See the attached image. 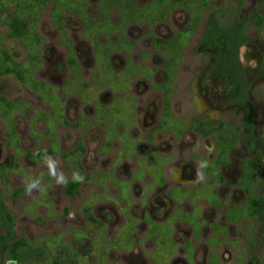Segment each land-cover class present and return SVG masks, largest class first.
I'll return each instance as SVG.
<instances>
[{"label":"rangeland","instance_id":"1","mask_svg":"<svg viewBox=\"0 0 264 264\" xmlns=\"http://www.w3.org/2000/svg\"><path fill=\"white\" fill-rule=\"evenodd\" d=\"M5 1L0 0V3ZM87 1V15L101 20L102 0ZM137 1L147 5L154 0ZM211 4L217 9L228 10L230 7L228 0H211ZM7 5L9 14H12L13 6ZM53 8V4L45 7L38 25L45 43L42 47L43 66L36 77L57 88L56 94L62 97L72 71L67 64L68 55L61 44L60 33L53 25ZM64 13L67 35L81 62L83 77L93 86L99 77L96 73L97 48L94 42L83 36V18L74 11L65 9ZM237 13L235 16L242 19L241 28L232 22L235 16L227 21L211 10L206 11L198 33L192 36L176 69L175 90L170 96L176 116L240 125L243 133L239 145L230 154L227 166L221 169L225 183L215 187L220 201L210 204L203 197L180 205L185 215L198 208L200 219L206 223L200 234L197 237L189 223L178 221L172 236L178 247L172 252L174 245L171 243L161 246L165 254L159 263L150 255L156 251V246L154 239L148 236L150 226L146 215L159 222L166 221L178 207L169 198L168 191L176 187L200 186L205 180L201 157L211 159L215 155V141L203 139L190 128L179 137L171 131L149 133L159 123L164 106L157 86L167 78L166 58L155 47L153 35L165 40L174 38L190 23L189 11L179 8L170 13L168 20L158 21L153 26L137 23L126 29L127 38L135 43L130 57L140 68H145V76L136 75L129 82L128 91L136 97L135 124L128 135L141 139L137 154L131 157L124 154L126 141L123 138H116L111 147L104 150L107 132L102 125L90 129L74 126L81 116L91 119L96 115L94 106L84 104L78 94L69 96L64 103V117L69 126L58 122L60 112L50 118L58 133L61 152L73 151L81 142L86 148L82 161L84 173L92 178L83 183L79 196L66 195V180L73 177L74 166H68L61 154L39 163L26 154L35 155L38 148H50V139L46 135L49 125L41 113L51 115L59 100L52 98L49 102L40 99L37 92L13 74L0 78V94L9 101H21L27 105L13 114L17 134L10 131L9 122L0 117V169L12 162L6 173V182L0 177V236L5 237L0 241V264H13L7 260L8 249L22 237L32 242L48 243H43L41 249H24L21 254L25 264H45L61 255L59 264H100L94 244L99 229L92 225L88 227L87 236H75L88 226V220L82 213L87 203L94 204L92 214L105 222L104 233L110 241H115L126 227L127 208L137 223V231L131 239L137 240L138 244L130 251L111 248L101 264H211L214 256L218 264H264V212L251 218L240 217L237 222L232 221L229 215L230 210L246 203L244 192L239 187L245 160L256 158L260 161V179L264 181V30L256 29L251 22L255 15L264 14V0H245ZM3 19L0 9L3 48L17 62L27 60L28 54L22 42L9 36L10 27ZM112 40L116 41V37ZM107 43V36H103L102 44L106 46ZM127 55L124 50L110 54L115 74L113 79L122 78L120 72L126 67ZM112 85L114 82L109 79L94 91L105 105L115 102ZM120 96H124V91ZM116 128L117 134L125 135L121 120ZM151 136L159 154L169 158L168 163L162 166L165 173L163 185L152 186L154 179L151 173L137 176L141 170L140 161L152 164ZM17 139L21 147L19 156L15 146ZM120 182L128 183L127 190L133 201L127 193H124L126 199L123 197ZM9 189L22 193L15 197ZM256 195L264 196V184L257 187ZM214 225L224 232L216 231ZM58 238L72 245L85 261L74 260L67 248H55L53 240Z\"/></svg>","mask_w":264,"mask_h":264},{"label":"trees","instance_id":"2","mask_svg":"<svg viewBox=\"0 0 264 264\" xmlns=\"http://www.w3.org/2000/svg\"><path fill=\"white\" fill-rule=\"evenodd\" d=\"M228 1L230 7L227 10L213 7L211 0H154L146 6L140 5L136 0H102L100 4L102 11L101 20L90 18L87 15V0H6L4 3H0V9L4 16L3 20L6 21L10 27L9 36L19 39L28 54L27 60L17 62L13 56L3 48V36L0 35V78L13 74L29 89L37 92L40 99L49 102H51L52 98H57L59 100V105L53 107L51 115L41 113V116L44 117L49 125L46 135L50 139V148L48 150L38 148L35 155H32L30 152H26V154L30 156L35 163L42 162L57 154H61L68 166H74L73 177L66 180V195L68 197H76L81 194L83 183L92 178V176H86L84 173L82 161L83 156L86 153V148L81 142L75 150L61 152L57 130L53 128L54 124L49 121L53 115L60 112L58 115L61 119L58 122L63 126L70 125L69 121L64 117V103L69 96L74 94H78L84 104H91L96 109V115L91 119L81 116L80 120L74 124L76 128L90 129L95 125H102L107 132V141L104 145V150L109 149L116 138H123L126 141L124 142V154L127 157L137 154V141L132 140L128 135L129 129L135 124L134 114L136 98L129 94L128 91L130 89L129 82L136 75L145 76V68H140V66L134 63L130 57L135 43L127 38L126 29L132 24L137 23H148L150 26H153L158 21L168 20L170 13L174 10L185 8L190 13V23L186 28L177 32L175 37L170 40H165L153 35L155 47L166 58L165 67L167 71V80L163 84L157 86V89L163 96L164 103L161 122L158 129L162 131H171L179 137L187 126L190 125L191 129L200 134L203 138H214L217 146L216 158L213 162L203 160V167L207 177V182L204 187L198 192L174 189L169 191V194L178 203H182L184 200L198 201L200 198L204 197L207 199L208 203L216 204L218 202V197L213 193V187L215 184H221L224 182L223 176L217 169L227 164L231 151L239 145L241 127H232L225 122L213 124L200 118L192 121L178 118L173 112L170 96L175 90L174 83L177 66L181 63L184 57V51L190 43L192 36L198 33L199 25L205 12L211 10L220 18L231 21L235 14H238L237 10L242 8L245 4V0H236L235 3L232 0ZM7 4L13 6L12 14H9L10 8ZM48 4L54 5L51 12L53 25L60 33L61 44L66 49L68 55L67 64L72 71L70 78L64 86V95L62 97L56 94L57 88L49 86L36 77L37 71L43 66L42 47L45 43L44 37L39 32L38 25L43 16V11ZM65 9L67 11H74L77 15L83 18L85 21L83 36L87 40L94 42L95 47L97 48L96 73L99 74V77L96 78V82L93 86L89 85L88 81L83 77L81 62L73 48L72 42L68 38L65 27ZM115 16H117V18ZM236 21L237 20L234 22ZM251 22L256 29H264V16L262 14L256 15ZM103 36H107L109 40V43H107L106 46L102 44ZM114 36L116 37V41H111V38ZM119 50L126 51L128 57L125 69L120 72L122 78L115 80L113 79L115 74L112 68L110 54ZM99 71H104V73L102 74ZM109 79L114 82L112 88L114 89L116 98L113 104L105 105L102 103L100 97L94 94V91L102 82H107ZM121 91H124L125 95L123 97L120 96ZM49 93L51 94L49 95ZM26 107L27 105L23 102L9 101L5 96L0 94V117L9 122L8 129L13 133L17 134L13 114L16 110L22 111ZM120 120L125 127V135L122 136L117 134L116 130V124L119 123ZM15 142L17 156H19L20 153L18 152H21L19 139ZM153 159L154 163L150 165L144 163V161L139 162L141 171L137 176L142 177L146 172L151 173L154 177L152 186L163 185L164 173L161 170V166L166 164L167 158L160 156L155 151ZM11 166L12 162L0 169V177L3 178L5 182L6 173ZM260 170L261 163L257 159L251 158L245 162L244 174L240 187L245 192L247 201L242 207L229 211L232 221L237 222L240 217H255L264 212V196L256 195V188L264 184V181L260 179ZM103 176L105 175H101V177ZM109 177L111 178L112 176ZM120 185L122 186L123 197L124 193H127V196L130 199L127 184L120 182ZM9 191L15 197L22 193V191H13L10 189ZM93 207L94 204L87 203L82 208V213L88 220V226L78 231L75 236L77 238L85 237L88 235V227L92 225L96 226L99 231L96 234L94 244L95 250L100 256L101 261H105L106 254L113 247H117L121 250H130L134 245L131 235L135 232V221L128 212L126 211L128 214L126 227L122 229L120 236L115 241H110L104 235V223L92 214ZM181 214V211H177L176 215H173L171 219L165 223L151 221L150 236L155 238L158 248L161 246V248H163L165 243H171L174 245L172 252L176 250L177 244L173 242L172 236L174 232V224L178 220L189 223L194 228L195 234L198 237L200 230L205 225L204 221H200L198 208L194 209L186 216H182ZM214 228L216 231L224 232V230L219 228L218 225H214ZM223 238V240L226 239L225 236ZM4 239V236H0V241H3ZM53 241V246H55V248H67V251L74 260L78 262L85 261L72 245L65 244L60 238L54 239ZM43 243L48 244L45 241L32 242L27 238L22 237L10 245L7 253V260L13 264H25L21 252L26 248L41 249ZM161 253L165 254L164 252ZM61 257L62 255L55 256L54 259L47 261L45 264H59L61 263ZM36 264L44 263L36 262ZM212 264H218V260L215 256L212 259Z\"/></svg>","mask_w":264,"mask_h":264},{"label":"flooded vegetation","instance_id":"3","mask_svg":"<svg viewBox=\"0 0 264 264\" xmlns=\"http://www.w3.org/2000/svg\"><path fill=\"white\" fill-rule=\"evenodd\" d=\"M137 1V0H136ZM138 2V1H137ZM140 5H142V4H140ZM148 5V4H147ZM142 6H146V5H142ZM259 14H262V13H259ZM258 15V14H257ZM263 16H264V14H262ZM256 16V15H255ZM254 16V17H255ZM235 20H237L236 21V24H238V26L241 28L242 26H243V23H241L242 22V19H240V18H238V16L236 17L235 16V19H234V21ZM233 21V22H234ZM264 30V29H263ZM263 30H261V31H263ZM166 80H167V78H166ZM165 80V81H166ZM164 81V82H165ZM163 82V83H164ZM162 83V84H163ZM161 85V84H160ZM125 95V94H124ZM136 98V97H135ZM103 103V102H102ZM104 104V103H103ZM162 111H163V109H162ZM174 112V111H173ZM175 114V113H174ZM161 117H162V112H161V116H160V120H159V123L156 125V127L152 130V131H149V133H150V135H154V134H156L157 132H159V131H162V130H159L158 129V127H159V125H160V122H161ZM176 117H178V116H176ZM178 118H184V117H178ZM199 118V117H198ZM184 119H186V118H184ZM194 119H197V118H194ZM193 119V120H194ZM200 119H202V118H200ZM188 120V119H187ZM203 120H206V121H209V122H211V123H213V124H219V123H221V122H219V123H214V122H212V121H210V120H208V119H203ZM189 121H192V120H189ZM236 126H240V125H236ZM232 127H234V126H232ZM241 127V135H242V133H243V128H242V126H240ZM187 128H190L191 129V127H190V125H188L187 126ZM186 128V129H187ZM185 129V130H186ZM192 131H194L193 129H191ZM195 132V131H194ZM197 133V132H196ZM198 134V133H197ZM200 135V134H199ZM201 136V135H200ZM152 137V138H151ZM150 137V144H151V147H152V152H151V159H152V164L154 163V159H153V155H154V152L156 151L158 154H159V152L157 151V149L155 148V145H154V141H153V136H151ZM202 137V136H201ZM262 137H264V132H263V136ZM203 138V137H202ZM131 139L132 140H134V141H137V151H138V149H139V144H140V142H141V139H134V138H132L131 137ZM203 139H212V140H214V138H212V137H207V138H203ZM240 139H241V136H240ZM215 141V140H214ZM264 141V140H263ZM215 144H216V142H215ZM216 149H217V146L215 145V155H214V157L213 158H211V159H209V158H206V157H201V161H202V167H203V160H207L208 162H213L214 160H215V158H216ZM233 150H235V148L233 149ZM233 150L231 151V153L233 152ZM230 153V154H231ZM160 156H162V157H164V158H167V162L166 163H168V161H169V158L168 157H166V156H163V155H161V154H159ZM196 157V159L198 158L197 156H195ZM229 157H230V155H229ZM146 158V157H145ZM230 159V158H229ZM229 159H228V162H229ZM248 159H251V158H248ZM247 159V160H248ZM256 159V158H255ZM247 160H245V162L247 161ZM258 160V159H257ZM158 161H161V160H158ZM259 161V160H258ZM228 162H227V164H228ZM245 162H244V166H245ZM260 162V161H259ZM227 164L225 165V166H227ZM225 166H223V167H225ZM223 167H219L217 170H219L220 171V174L223 176V178H224V182L223 183H225V177H224V175H223V173H222V168ZM161 170L163 171V169H162V166H161ZM141 171V170H140ZM163 173H164V171H163ZM203 173H204V176H205V180H204V182L200 185V186H198V187H176V188H172L171 190H174V189H182V190H189V191H199V190H201L203 187H204V185H205V183L207 182V177H206V174H205V171H204V167H203ZM243 174H244V167H243ZM242 178H243V175H242V177L240 178V181H239V187H240V183H241V180H242ZM153 179H154V177H153ZM153 182H154V180H153ZM209 182H211V181H209ZM123 183V182H122ZM125 183V182H124ZM164 183H165V173H164ZM223 183H221V184H223ZM125 184H127L128 185V183H125ZM221 184H215L214 185V187H213V193L215 194V195H217V197H218V201H220V197H219V195H218V193L216 192V190H215V187L216 186H218V185H221ZM241 188V187H240ZM242 189V188H241ZM257 189V188H256ZM171 190H169V191H171ZM169 191H168V196H169V198L171 199V200H173L177 205H178V207H176L172 212H171V214L169 215V217L166 219V221H163V222H159V221H157V220H155V219H152L149 215H146V220L148 221V223H149V226H150V232H149V237H151L152 239H154V242H155V246H156V248H155V252L154 253H151L150 255H151V257L153 258V259H155L158 263H159V261H160V259H162L161 258V256H163L164 254H162L161 252H164L163 251V249H160V247L158 248V244H157V242H156V240H155V238H153L152 236H150V234H151V221H154V222H157V223H165V222H167L169 219H171V217L173 216V215H176V213H177V211H181L182 212V209L180 208V205L181 204H183L184 202H187V201H189V200H184L182 203H178L177 201H175L171 196H170V194H169ZM242 191H243V189H242ZM244 192V191H243ZM244 195H245V197H246V194H245V192H244ZM129 197H130V192H129ZM125 198V197H124ZM126 199V198H125ZM130 199L133 201V199L130 197ZM128 201V200H127ZM246 201H247V197H246ZM191 202V201H190ZM126 211L128 212V214L130 215V210H128V208L125 210V214H126V222L124 223V225H126L127 224V220H128V214L126 213ZM182 216H186L184 213H182L181 214ZM131 216V215H130ZM132 217V216H131ZM132 219L135 221V232L137 231V228H136V226H137V223H136V220L132 217ZM102 221V220H101ZM179 221V220H178ZM178 221H176L175 222V224L178 222ZM200 221H204V220H202V219H200ZM103 223H104V227H105V222L104 221H102ZM182 222V221H181ZM205 222V221H204ZM175 224H174V228H175ZM206 224V223H205ZM125 227H123V229H124ZM203 228V227H202ZM103 232H104V228H103ZM135 232H133V234L135 233ZM104 235H105V233H104ZM106 236V235H105ZM107 237V236H106ZM116 240V239H115ZM132 241L134 242V245L132 246V248L130 249V250H132L137 244H138V241L137 240H134V239H132ZM177 244V243H176ZM177 247H178V245H177ZM193 248V247H192ZM177 249V248H176ZM125 250H127V249H125ZM130 250H127V251H130ZM175 251V250H174ZM109 252V251H108ZM168 253V252H167ZM108 254V253H107ZM107 254H106V257H107ZM168 257V256H167ZM192 257V256H191ZM188 259H189V257H188ZM212 259H213V257H212ZM211 259V260H212ZM189 260H192L191 258L189 259ZM218 260V259H217ZM212 262V261H211ZM192 264V263H191ZM212 264V263H211Z\"/></svg>","mask_w":264,"mask_h":264},{"label":"clouds","instance_id":"4","mask_svg":"<svg viewBox=\"0 0 264 264\" xmlns=\"http://www.w3.org/2000/svg\"><path fill=\"white\" fill-rule=\"evenodd\" d=\"M34 186V185H33Z\"/></svg>","mask_w":264,"mask_h":264}]
</instances>
